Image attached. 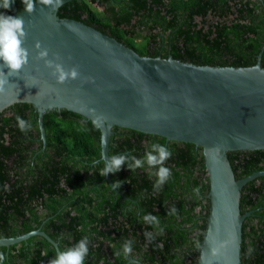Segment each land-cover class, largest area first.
<instances>
[{
	"label": "trees",
	"instance_id": "trees-1",
	"mask_svg": "<svg viewBox=\"0 0 264 264\" xmlns=\"http://www.w3.org/2000/svg\"><path fill=\"white\" fill-rule=\"evenodd\" d=\"M18 11L22 0H15ZM12 9H0L10 15ZM58 17L81 22L115 39L140 56L197 66L248 68L264 45V0H72ZM264 68V51L261 56ZM32 124L27 135L16 116ZM46 145L40 139L37 113L31 105L15 104L0 113V239L40 229L65 250L88 237L86 264H197L206 231L209 183L202 151L191 144L114 127L109 156H144L151 145L168 148L172 171L154 190L156 169L147 165L131 172L125 165L111 174L124 200L99 172L100 132L91 122L67 111L43 116ZM235 179L264 172V151L227 154ZM8 185L10 191H4ZM199 187L197 195L194 189ZM173 206L177 214L166 213ZM250 212L242 225L241 264H264V177L241 190L240 213ZM151 213L160 217L163 232L143 224ZM153 234L149 242L144 232ZM132 242L125 259L115 251ZM199 242L200 247L195 246ZM47 251L45 257L42 252ZM5 264H49L56 250L42 237L0 248Z\"/></svg>",
	"mask_w": 264,
	"mask_h": 264
},
{
	"label": "water",
	"instance_id": "water-1",
	"mask_svg": "<svg viewBox=\"0 0 264 264\" xmlns=\"http://www.w3.org/2000/svg\"><path fill=\"white\" fill-rule=\"evenodd\" d=\"M70 1L60 0L54 10L37 3L29 14L18 11L13 0L9 16L25 20L24 46L30 62L19 76L9 78L17 87L0 95V113L15 104L31 105L37 113L41 151L46 145L45 113L67 111L92 124L95 115L102 114L107 118L99 128L103 163V157H110L114 127L200 148L209 183V214L197 264H241L242 225L250 215L240 213L241 190L264 172L236 180L227 154L264 151V45L256 64L248 68L144 57L94 28L58 17V9ZM38 42L49 50L50 59L59 55L57 62L66 68L78 66L82 78L58 84L52 70L36 59ZM105 180L115 194L128 200L114 188L110 174ZM33 237H42L59 250L40 229L0 239V248ZM129 263L141 264L132 259Z\"/></svg>",
	"mask_w": 264,
	"mask_h": 264
},
{
	"label": "clouds",
	"instance_id": "clouds-1",
	"mask_svg": "<svg viewBox=\"0 0 264 264\" xmlns=\"http://www.w3.org/2000/svg\"><path fill=\"white\" fill-rule=\"evenodd\" d=\"M13 0H0V9L10 10ZM24 10L32 14L35 12V5L47 6L54 10L59 6L60 0H22ZM27 40V31L25 20L23 17H13L4 14H0V95H6L10 88L17 87L16 84L10 82V77H17L24 69L29 65L30 52L24 46ZM38 55L36 59L44 61L45 67L51 69V75L55 78L56 82L60 85L66 84L69 81H76L82 78V74L78 66H72L66 68L60 61L59 55H56L54 59L49 58V50L43 48L38 42L36 44ZM7 68L8 72L5 74L4 69ZM90 79V78H88ZM32 86V85H31ZM40 94V93H39ZM16 122L18 129L25 135L32 129V124L29 120H25L23 117L17 115ZM107 123V118L102 114L95 115L93 119V125L96 128H102ZM172 157V153L167 147L155 143L151 145V149L146 151L141 158L135 155L129 156L127 154L112 155L110 157H103L104 166L100 170L99 174L102 177L115 174L121 171V169L127 165L131 172L137 169L144 168L147 165L151 169H156L153 173L156 177V183L154 190L161 189L170 179H172V171L169 167L165 166L166 162ZM123 182H116L114 188H120ZM4 191H10L8 185L4 186ZM194 192L199 195V187L194 189ZM168 216L177 214V209L173 206L166 213ZM143 224L149 225L155 229H158L161 233L163 228L160 227L161 220L157 215L151 213L145 214L142 218ZM144 235L146 239L151 242L155 239L151 232L145 231ZM89 244L88 237L80 239L76 244L68 247L65 250H57L55 258L52 259L49 264H86L89 257ZM197 248L200 247L199 242H195ZM132 242L130 240L125 241L122 245V250L115 251L114 255L120 257L121 255L127 259L132 254ZM41 255L47 256V251L42 252ZM6 255L0 252V264H5Z\"/></svg>",
	"mask_w": 264,
	"mask_h": 264
},
{
	"label": "flooded vegetation",
	"instance_id": "flooded-vegetation-1",
	"mask_svg": "<svg viewBox=\"0 0 264 264\" xmlns=\"http://www.w3.org/2000/svg\"><path fill=\"white\" fill-rule=\"evenodd\" d=\"M40 139H41V137H40Z\"/></svg>",
	"mask_w": 264,
	"mask_h": 264
}]
</instances>
